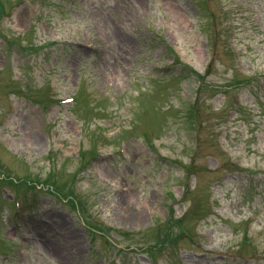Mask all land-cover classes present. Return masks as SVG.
<instances>
[{
    "label": "rangeland",
    "instance_id": "rangeland-1",
    "mask_svg": "<svg viewBox=\"0 0 264 264\" xmlns=\"http://www.w3.org/2000/svg\"><path fill=\"white\" fill-rule=\"evenodd\" d=\"M0 264H264V0H0Z\"/></svg>",
    "mask_w": 264,
    "mask_h": 264
}]
</instances>
